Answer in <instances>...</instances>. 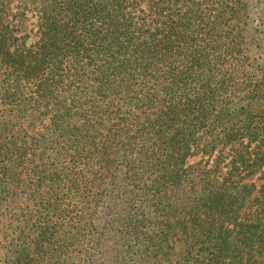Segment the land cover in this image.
Here are the masks:
<instances>
[{"label":"trees","instance_id":"obj_1","mask_svg":"<svg viewBox=\"0 0 264 264\" xmlns=\"http://www.w3.org/2000/svg\"><path fill=\"white\" fill-rule=\"evenodd\" d=\"M38 150L80 264H264V0H0V187ZM50 223L5 263L61 264Z\"/></svg>","mask_w":264,"mask_h":264},{"label":"rangeland","instance_id":"obj_2","mask_svg":"<svg viewBox=\"0 0 264 264\" xmlns=\"http://www.w3.org/2000/svg\"><path fill=\"white\" fill-rule=\"evenodd\" d=\"M9 16L6 21L12 28L24 33L32 28V21L17 24V20ZM16 130L12 123L9 137ZM53 158V152L42 154L38 150L29 153L26 163L17 171V180L0 187V264H6L5 256L12 246L27 241L29 235L40 227H53L51 221L59 225L51 229L56 232V237L50 240L52 248H57L61 264H80L93 237L97 241L108 235L106 231L95 235L96 230L88 215L91 207L87 204L83 207L85 194L82 188L78 193L68 192L69 185L51 181ZM200 159L193 157L189 164ZM68 232H72L69 240Z\"/></svg>","mask_w":264,"mask_h":264}]
</instances>
